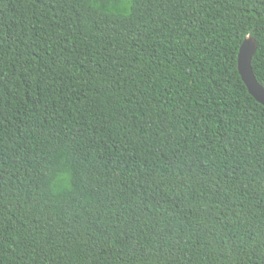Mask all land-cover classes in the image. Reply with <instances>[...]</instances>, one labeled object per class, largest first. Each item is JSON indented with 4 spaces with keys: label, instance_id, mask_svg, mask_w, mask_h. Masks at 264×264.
Returning a JSON list of instances; mask_svg holds the SVG:
<instances>
[{
    "label": "trees",
    "instance_id": "trees-1",
    "mask_svg": "<svg viewBox=\"0 0 264 264\" xmlns=\"http://www.w3.org/2000/svg\"><path fill=\"white\" fill-rule=\"evenodd\" d=\"M264 0H0V264H264Z\"/></svg>",
    "mask_w": 264,
    "mask_h": 264
},
{
    "label": "water",
    "instance_id": "water-1",
    "mask_svg": "<svg viewBox=\"0 0 264 264\" xmlns=\"http://www.w3.org/2000/svg\"><path fill=\"white\" fill-rule=\"evenodd\" d=\"M257 50L256 38L253 36L246 37L238 54V70L249 93L264 106V86L258 81L253 68V59Z\"/></svg>",
    "mask_w": 264,
    "mask_h": 264
}]
</instances>
